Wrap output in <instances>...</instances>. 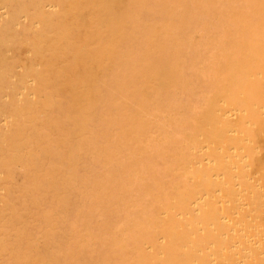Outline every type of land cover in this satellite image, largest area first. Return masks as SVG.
Segmentation results:
<instances>
[{"label": "bare ground", "instance_id": "1", "mask_svg": "<svg viewBox=\"0 0 264 264\" xmlns=\"http://www.w3.org/2000/svg\"><path fill=\"white\" fill-rule=\"evenodd\" d=\"M0 264H264V0H0Z\"/></svg>", "mask_w": 264, "mask_h": 264}]
</instances>
